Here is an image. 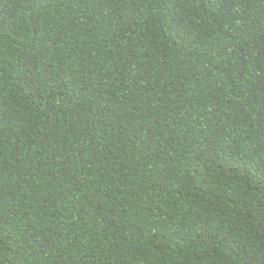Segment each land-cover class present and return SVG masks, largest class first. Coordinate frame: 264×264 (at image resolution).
Listing matches in <instances>:
<instances>
[{
  "label": "trees",
  "instance_id": "trees-1",
  "mask_svg": "<svg viewBox=\"0 0 264 264\" xmlns=\"http://www.w3.org/2000/svg\"><path fill=\"white\" fill-rule=\"evenodd\" d=\"M0 264H264V0H0Z\"/></svg>",
  "mask_w": 264,
  "mask_h": 264
}]
</instances>
